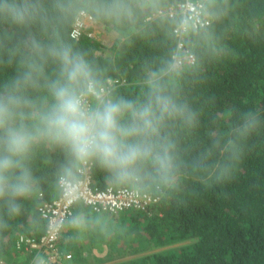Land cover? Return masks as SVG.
<instances>
[{"label":"trees","instance_id":"16d2710c","mask_svg":"<svg viewBox=\"0 0 264 264\" xmlns=\"http://www.w3.org/2000/svg\"><path fill=\"white\" fill-rule=\"evenodd\" d=\"M181 1L122 0L133 9L128 17L108 14L106 8L116 0H29L32 8L23 23L0 11V99L19 100L10 126L36 136L10 174L14 180L26 169L30 191L0 196V261L19 264L25 254L34 257L22 254L17 242L45 235L40 208L60 195L62 178L81 177L83 162L68 146L39 135L55 103L49 84L61 77L60 63L48 50L66 45L89 64L96 90L116 82L104 100L143 103L162 90L182 114L166 117L158 135L144 138L154 154L167 149L171 183L161 181L150 159L138 165L131 180H117L97 160L88 161L97 189L127 188L159 201L145 211L115 215L78 205L61 235L64 259L71 255L72 264H264V0H211V25L180 38L174 30L182 17L167 11ZM82 12L111 33L112 57L100 54L103 44L90 29L72 37ZM186 54L194 56L193 64H175L176 55ZM29 71L32 79L25 80ZM98 106L91 99L89 108ZM249 114L255 120L244 130ZM120 122L128 126L132 117L125 113ZM3 137L0 129V155ZM13 204L18 211H10ZM80 214L91 248L87 252L78 242ZM95 246L101 251L93 256Z\"/></svg>","mask_w":264,"mask_h":264},{"label":"clouds","instance_id":"9594fccd","mask_svg":"<svg viewBox=\"0 0 264 264\" xmlns=\"http://www.w3.org/2000/svg\"><path fill=\"white\" fill-rule=\"evenodd\" d=\"M31 8L29 0H0V11L16 23H23ZM106 11L110 15H133L132 7L122 0H116ZM48 53L59 61L61 77L49 84L55 103L43 117L44 127L39 135L66 144L78 161L97 160L117 180L136 178L138 165L150 159L161 181L166 185L171 183L172 158L167 149L154 154L152 145L144 138L158 135L159 126L166 117L182 114L173 98L162 90H154L143 103L124 99L103 100L96 90L92 69L79 53L66 45L51 47ZM30 68L39 71L36 65H30ZM32 71L25 74V80L32 79ZM89 96L99 101L94 110L85 102ZM18 103L19 100L11 95L0 99V129L4 130L0 196L19 197L30 191L31 177L26 169H22L14 180L10 175L19 166L18 158L26 156L36 139L24 127L10 126L12 109ZM125 113L132 117L128 126L120 122ZM254 120L250 114L245 115L242 128L250 129ZM131 137L140 139L130 142ZM220 178H224V174ZM10 211H18L17 206L13 204Z\"/></svg>","mask_w":264,"mask_h":264},{"label":"built area","instance_id":"2783aa9c","mask_svg":"<svg viewBox=\"0 0 264 264\" xmlns=\"http://www.w3.org/2000/svg\"><path fill=\"white\" fill-rule=\"evenodd\" d=\"M210 1L182 0L176 7H171L167 11L171 17L175 14H179L182 17V23L174 30L175 34L182 38L192 29L210 26L212 21L207 15ZM87 23H94V21L92 17L82 12L75 21L72 37L78 39L88 29ZM179 49H182V44L179 45ZM174 61L177 65L182 64L183 61L193 64L195 58L192 54H186L184 58L176 55ZM107 83V88L97 90L103 100L109 94L108 88L112 87L116 82L109 80ZM91 99L97 98L87 97L85 102L88 107L91 105ZM90 171L91 165L88 162H83L82 167L79 169L81 177L78 180L62 178L59 181L60 195L40 208V214L47 222L46 233L42 238L34 240L21 237L17 242V249L22 254L29 252L34 256L30 264H33L36 260L40 261L39 264H62L63 255L59 250L61 235L66 223L74 217V212L78 205H83L95 213L115 215L128 210L145 211L151 204L159 201L151 196L143 195L136 190L127 188L97 189L94 186ZM65 259L71 260L72 256L68 255ZM0 264L8 263L0 261Z\"/></svg>","mask_w":264,"mask_h":264},{"label":"rangeland","instance_id":"374dc122","mask_svg":"<svg viewBox=\"0 0 264 264\" xmlns=\"http://www.w3.org/2000/svg\"><path fill=\"white\" fill-rule=\"evenodd\" d=\"M88 26L87 28L90 29V35L93 36L94 38L98 39L102 44H103V48L100 52L101 55L105 56V57H112V52L109 50V47L112 43V41L114 40V38H112L113 36H111V33L106 32L105 30L101 29L97 24L95 23H87ZM82 217V216H81ZM82 223V227L80 228L79 231V245H81L80 247L84 250V252H87L88 250H90V244L87 238V234L85 233L84 227H83ZM180 245V244H179ZM98 246H95L94 248H97ZM175 247H178V245H176ZM166 249V248H165ZM161 251V249H158ZM156 250V251H158ZM100 248H97L94 250L95 253H92L93 256L100 254ZM156 251H152V252H156ZM149 252L148 254L152 253ZM28 258V259H27ZM26 259V260H24ZM24 259L19 260L21 263L24 262L26 264H30V262L33 260V258H31L28 254H25ZM72 261L71 260H65L62 257V264H72L70 263ZM40 261L36 260V262H34L33 264H39Z\"/></svg>","mask_w":264,"mask_h":264},{"label":"crops","instance_id":"0c3cea01","mask_svg":"<svg viewBox=\"0 0 264 264\" xmlns=\"http://www.w3.org/2000/svg\"><path fill=\"white\" fill-rule=\"evenodd\" d=\"M82 216V214H80V215H78L77 216V218H76V220H75V222H76V225L78 226V228H77V236L79 235V231H80V228L82 227L81 225H82V223H84V218H83V216ZM84 225V224H83ZM84 230H85V228H84ZM79 246H81V245H79ZM81 248V247H80ZM101 248V247H100ZM24 260H26V259H24Z\"/></svg>","mask_w":264,"mask_h":264}]
</instances>
